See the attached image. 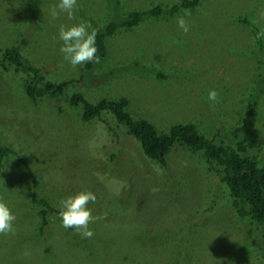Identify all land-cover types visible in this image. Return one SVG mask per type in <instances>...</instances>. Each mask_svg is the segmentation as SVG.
<instances>
[{
  "label": "rangeland",
  "instance_id": "rangeland-1",
  "mask_svg": "<svg viewBox=\"0 0 264 264\" xmlns=\"http://www.w3.org/2000/svg\"><path fill=\"white\" fill-rule=\"evenodd\" d=\"M180 1L77 0L73 19H52L59 0H0V49L18 46L45 80L72 81L67 94L88 103L126 99L131 118L159 134L192 124L215 145L234 147L238 129L264 167V37L256 38L264 0H198L187 9L186 34L177 25L182 9L146 16L105 37L104 57L81 79L83 65L73 69L60 52L61 25L103 29ZM210 90L217 101L207 99ZM80 113L61 98L31 101L21 75L0 71V146L11 150L0 165V201L16 216L15 234L0 235V264H264L263 227L240 222L200 153L176 145L161 167L110 114L83 123ZM27 169L54 210L79 192L95 194L92 238L63 228L53 212L38 233Z\"/></svg>",
  "mask_w": 264,
  "mask_h": 264
},
{
  "label": "trees",
  "instance_id": "trees-1",
  "mask_svg": "<svg viewBox=\"0 0 264 264\" xmlns=\"http://www.w3.org/2000/svg\"><path fill=\"white\" fill-rule=\"evenodd\" d=\"M114 2L116 3V0ZM197 2L198 0H181L177 5L167 8L155 6L149 10L127 13L118 23L110 22L103 29H97L96 55L100 59L104 57V38L112 35L117 29L134 27L146 16H165L177 10L192 8ZM92 64H83L80 79L84 77L83 74L89 73ZM0 71L21 75L24 93L31 101L43 97L61 98L71 107L81 106L80 121L83 123L93 119L99 120L100 114L107 112L116 124L125 128L127 135L138 141L142 154L161 167L166 165L165 157L176 145L185 147L191 153H200L208 170L214 172L226 189L231 208L240 222L255 223L264 229V167L247 154L246 147L236 138L238 129L232 133L234 147L215 145L211 139L199 135L192 124H176L170 127L166 134H159L146 121L131 118L126 110L127 101L124 98L100 99L91 104L79 93L67 94L72 81L52 83L45 80L40 70L31 65L15 45L0 49ZM250 105H253L252 102ZM10 153L9 148L0 146V165L3 157ZM26 174L31 184L29 202L37 208L38 233H41L47 225V213L58 215L59 211L37 196L36 178L28 169Z\"/></svg>",
  "mask_w": 264,
  "mask_h": 264
},
{
  "label": "clouds",
  "instance_id": "clouds-1",
  "mask_svg": "<svg viewBox=\"0 0 264 264\" xmlns=\"http://www.w3.org/2000/svg\"><path fill=\"white\" fill-rule=\"evenodd\" d=\"M78 7L77 0H59V3L52 7L51 17L56 19L61 13H66L69 19L74 18V11ZM183 15H178L177 25L186 34L190 25L185 16H190L191 12L182 9ZM89 29L91 31H89ZM97 29L88 21H83L77 25L66 28L61 25L59 28V39L63 42L60 52L64 59L73 69L88 62L99 63L100 57L96 55ZM264 37V30L257 34V39ZM219 93L216 90L208 92L209 101H217ZM97 197L91 191L79 192L74 196H69L60 202L59 217L62 227L65 229H75L82 239H90L94 235L88 225L93 217L91 209L87 207L89 203H95ZM16 216L12 214L6 204L0 201V235L15 234L14 222Z\"/></svg>",
  "mask_w": 264,
  "mask_h": 264
}]
</instances>
